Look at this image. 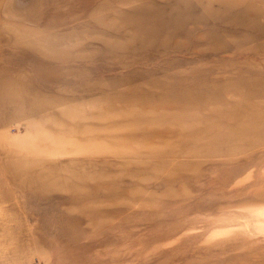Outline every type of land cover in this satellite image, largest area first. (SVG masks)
<instances>
[{"label":"rangeland","instance_id":"374dc122","mask_svg":"<svg viewBox=\"0 0 264 264\" xmlns=\"http://www.w3.org/2000/svg\"><path fill=\"white\" fill-rule=\"evenodd\" d=\"M0 264H264V0H0Z\"/></svg>","mask_w":264,"mask_h":264}]
</instances>
